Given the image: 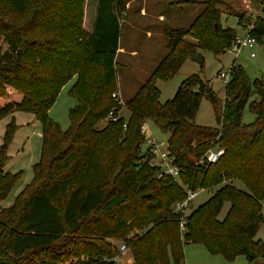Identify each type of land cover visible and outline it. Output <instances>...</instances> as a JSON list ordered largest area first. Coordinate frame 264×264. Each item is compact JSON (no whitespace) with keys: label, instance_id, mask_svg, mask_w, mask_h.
Segmentation results:
<instances>
[{"label":"trees","instance_id":"1","mask_svg":"<svg viewBox=\"0 0 264 264\" xmlns=\"http://www.w3.org/2000/svg\"><path fill=\"white\" fill-rule=\"evenodd\" d=\"M218 1L202 0L189 28H164L167 51L121 104L111 93L122 0H97L91 30L82 25L84 0H0V117L31 111L42 140L32 179L12 204L0 207V264H118V246L107 239L113 236H125L133 264L182 263L187 241L227 259L244 254L245 264H264V241L255 238L264 221V70L251 79L231 64L221 106L198 73L184 77L164 101L156 84L171 78L194 47L218 53L238 35L221 25ZM254 2L260 12L248 30L264 44V0ZM188 32L196 42L184 38ZM71 79L68 94L76 102L62 128L49 108ZM203 95L212 103L215 125L194 120ZM246 104L254 113L249 122L242 119ZM111 109L116 119H106ZM144 121L167 134L179 179L162 173L147 148L141 150ZM13 127L7 125L0 144V200L20 177L3 168ZM213 146L224 152L208 162L204 155ZM216 185L185 215L181 231L175 204L185 187ZM131 228L142 231L126 237Z\"/></svg>","mask_w":264,"mask_h":264},{"label":"rangeland","instance_id":"2","mask_svg":"<svg viewBox=\"0 0 264 264\" xmlns=\"http://www.w3.org/2000/svg\"><path fill=\"white\" fill-rule=\"evenodd\" d=\"M90 1L91 4H89L88 0L83 2V9L86 6L87 16L89 11L93 12L96 8L97 0ZM122 2L123 8L120 10L122 14L120 45L118 56H116L117 86L113 91L118 93L122 100H125L135 92L136 88L167 51V37L163 32L164 28H189L195 16L202 10L203 3L202 0H122ZM216 6L221 13V25L233 27L239 35L245 32L247 24L260 12V5L254 0H219L216 2ZM142 8H145V15L140 14ZM160 12H165L168 19L160 16ZM238 16L241 17V24L238 22ZM189 17L191 18L190 21L187 20ZM85 24H87V21ZM82 25L86 29L83 23ZM184 38L188 41L196 42L190 32L186 33ZM228 46L218 53L210 49L194 47L191 51L192 54H201L203 60L197 61L192 59V57H188L171 78L156 79V84L159 88V100L164 101L171 98L184 77L191 73H198L216 92L219 105L221 106L224 99L225 84L224 79L219 75L221 70H227L231 64H234L239 65L251 79L260 76L264 70V44L256 42L251 48L244 47L237 55L233 50L228 49ZM250 52H254V55L251 56ZM72 80H69L61 87L55 101L49 108V115L58 121L62 128L68 127V109L76 102L75 98L68 94V87ZM122 109L125 115L129 113L128 109ZM253 118L254 113L249 110L248 104H246L243 108L242 119L245 122H249ZM194 120L199 124H216L212 103L204 95L201 97ZM10 122L15 127H13L6 141V157L3 162V168L8 171H20V177L8 194L0 200V207L12 204L16 194L30 182L33 174L32 165L39 159L42 146L39 120L35 118L31 111L22 109L14 110L0 117V144L4 140L7 125ZM104 122L105 120H101L100 124ZM145 133L147 136L153 135L158 140L167 137V134L160 131L151 121H147ZM145 148L146 144L144 142L141 145V150L144 151ZM232 182L237 187L245 188L238 179H234ZM217 187L218 185L211 188H196L198 189L197 193L186 207V214L207 199ZM228 205V202L224 203L219 214L220 217L224 216ZM262 212L264 216V197L262 199ZM141 231V228H131L126 237ZM124 238L125 236H113L107 239L114 246H119L124 243ZM255 238H261L264 241V221L258 228ZM183 252L185 259L184 262L179 264L246 263L244 254H238L233 259H227L219 253H210L199 242H184ZM128 255H130V252L127 247L126 251H119L114 258L118 264H131L125 260Z\"/></svg>","mask_w":264,"mask_h":264},{"label":"built area","instance_id":"3","mask_svg":"<svg viewBox=\"0 0 264 264\" xmlns=\"http://www.w3.org/2000/svg\"><path fill=\"white\" fill-rule=\"evenodd\" d=\"M250 25H247L245 32L243 34H238L233 39V41L230 43V45L227 47L228 49H231L235 52L237 55L244 47L251 48L256 42V38L249 32L248 28ZM250 55L253 56L254 52H250ZM232 68L231 65L228 67L227 70H221L219 72V75L224 79V81H228L232 77ZM112 96L115 97L116 100H118L119 103H123V100L121 96L113 91ZM118 114L114 113V110H109V112L106 115L107 118L116 119ZM147 126V121H144L141 124V129L145 133V128ZM145 144L146 148L149 151V153L152 154L151 163L158 164L161 167L162 173H167L175 178L179 179V168L177 164L174 162L173 156L169 153L168 149V140L167 138L163 139H156L153 135H146L145 133ZM224 152V148L221 146H213L207 149L204 155V159L208 162H215L218 157ZM198 189H203L202 187H199ZM198 189H193L191 187H185L186 194L185 197L175 204V210L180 211L182 213L180 219H179V227L181 231H184L185 229V215H186V207L189 205L190 200L195 196ZM118 249L120 252H124L127 249V246L125 243H121L118 246Z\"/></svg>","mask_w":264,"mask_h":264},{"label":"crops","instance_id":"4","mask_svg":"<svg viewBox=\"0 0 264 264\" xmlns=\"http://www.w3.org/2000/svg\"><path fill=\"white\" fill-rule=\"evenodd\" d=\"M89 1V4H91V1L90 0H88ZM87 2V1H86ZM86 4V3H85ZM87 5V4H86ZM90 10V9H89ZM95 14H96V8L93 10V12L92 11H89V13H88V16H87V12H86V6L84 7V20H83V24H84V26L86 27V29L87 30H91L92 29V26H93V21H94V18H95ZM140 14L141 15H145V8H142L141 10H140ZM86 16H87V20H86ZM160 16H164V17H166L167 19H168V16H167V14L165 13V12H160ZM171 18V17H170ZM187 20H191V18L189 17ZM86 21H87V24H85L86 23ZM119 42H120V37H119ZM119 45H120V43H119ZM119 48V47H118ZM134 51V50H133ZM118 49H117V52H116V56H118ZM119 91H120V87H119ZM130 252V251H129ZM187 259V258H186ZM123 260V259H122ZM126 262L127 263H131V264H133V258H132V255H131V252H130V255H128L127 257H126Z\"/></svg>","mask_w":264,"mask_h":264},{"label":"water","instance_id":"5","mask_svg":"<svg viewBox=\"0 0 264 264\" xmlns=\"http://www.w3.org/2000/svg\"><path fill=\"white\" fill-rule=\"evenodd\" d=\"M191 57H192V59H195L197 61H202L203 60V57L199 53H196V54L192 55Z\"/></svg>","mask_w":264,"mask_h":264}]
</instances>
